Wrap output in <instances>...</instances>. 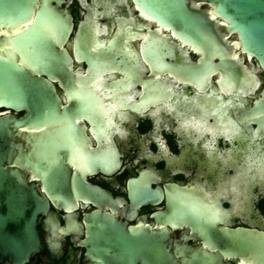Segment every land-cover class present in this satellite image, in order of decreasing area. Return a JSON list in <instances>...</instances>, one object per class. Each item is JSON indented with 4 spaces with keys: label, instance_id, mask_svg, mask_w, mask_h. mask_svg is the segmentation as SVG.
Returning <instances> with one entry per match:
<instances>
[{
    "label": "flooded vegetation",
    "instance_id": "obj_1",
    "mask_svg": "<svg viewBox=\"0 0 264 264\" xmlns=\"http://www.w3.org/2000/svg\"><path fill=\"white\" fill-rule=\"evenodd\" d=\"M196 4L210 13L220 50L142 0L62 2L75 73L51 81L72 117L66 139L88 148L71 153L64 185L26 171L49 205L37 219L41 246L23 264H89L95 224L101 248L128 252L131 264L264 261V67L207 1ZM0 54L25 66L9 42ZM26 112L0 104V116ZM19 128L23 142L42 129ZM57 191L71 199H53Z\"/></svg>",
    "mask_w": 264,
    "mask_h": 264
},
{
    "label": "water",
    "instance_id": "obj_2",
    "mask_svg": "<svg viewBox=\"0 0 264 264\" xmlns=\"http://www.w3.org/2000/svg\"><path fill=\"white\" fill-rule=\"evenodd\" d=\"M63 1L0 0V44H13L25 58L23 66L13 55L6 59L0 54V104L27 108L22 116H0V264H23L41 246L37 219L49 202L29 181L26 171L40 173L48 185H64L71 153L88 148L66 139L68 135L61 127L72 117L61 104L51 81L56 74L66 82L75 73L66 46L73 26L72 16L62 6ZM142 1L154 14L180 23L181 31L196 44L208 51L220 50L222 38L213 29L210 13L199 10L196 0ZM203 1L223 19V28L236 32V42L264 67V0ZM36 95L40 103L34 102ZM38 104L40 108L35 107ZM23 124L42 129L31 131L23 142L19 128ZM79 183L93 194H102L82 178ZM50 196L71 199L64 191ZM99 230L95 224L85 239L89 243L87 256L92 259L89 264H131L128 252L109 253L101 248ZM109 242L115 243L113 240L106 243ZM259 260L264 264L261 256Z\"/></svg>",
    "mask_w": 264,
    "mask_h": 264
}]
</instances>
